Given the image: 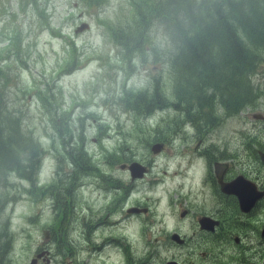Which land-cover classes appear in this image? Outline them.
<instances>
[{"label":"flooded vegetation","instance_id":"1","mask_svg":"<svg viewBox=\"0 0 264 264\" xmlns=\"http://www.w3.org/2000/svg\"><path fill=\"white\" fill-rule=\"evenodd\" d=\"M52 2L0 0V45H18L26 25L32 36L37 35L41 23L49 24ZM145 64L142 68L147 71ZM255 71L264 75L258 66ZM253 75L250 86L239 83L235 89L228 84L238 77L221 78L222 89L213 84L211 76L200 84L213 86L199 88L206 91L208 103L182 97L176 98L172 108L169 97L177 93L174 77L171 89L169 80H163L162 93L148 73L150 84L139 93L152 98V104L158 89L160 100L153 103L156 108L152 106V110L128 114L149 123L160 116V123L156 121L152 129L160 132V137L137 141L139 151L125 145L126 141L119 142L123 154L108 155L106 151L88 150L85 140L86 165L78 168L82 169L79 173H75L76 167L74 171L69 168L73 195L69 201L68 264H264V92L261 77ZM193 88L187 87L189 94ZM253 118L257 127L250 129ZM145 126H138L141 132ZM99 143L104 146L103 141ZM157 144L163 148L156 155L153 148ZM160 156L163 186L169 181L175 185L164 190V200L138 191L154 173L155 160ZM134 163L146 168L144 178L132 176L129 166ZM178 179L181 181L177 183ZM39 186L41 189L42 184ZM46 196L53 202L52 191ZM162 202L166 203L168 221L174 223L173 230L165 225L161 237L150 239L147 252H133L122 227L145 222ZM48 248L43 252H49L45 257L54 264ZM105 249H114L115 259L102 258L101 250Z\"/></svg>","mask_w":264,"mask_h":264},{"label":"rangeland","instance_id":"2","mask_svg":"<svg viewBox=\"0 0 264 264\" xmlns=\"http://www.w3.org/2000/svg\"><path fill=\"white\" fill-rule=\"evenodd\" d=\"M134 1L140 0H53L49 24L41 23L36 28L37 35L32 36L26 25L18 45L13 48L7 42L0 45V80L5 83L8 110L22 117L23 127L33 132L46 150L43 163L37 170L35 186L11 176L9 186L12 189L8 191L5 182H0V238L9 240L6 256L11 264H32L42 254L38 264H50L43 251L57 228L54 212L58 206L55 201L46 199L48 196L43 197L45 188L41 191L38 186L53 184L57 177L55 171L61 174L60 169L65 166V159L59 154L56 144L57 135L61 142L56 125L64 122L61 119L63 115L71 118L66 140L71 141L70 135L74 143L86 140L88 150L96 153L106 151L108 155V152L116 154L120 151L119 142L126 141L125 145L139 151L137 141L158 135L152 129L156 121L160 123V116L149 123L141 116L129 115L127 110L129 103L133 102L130 97L140 94L139 91L150 84L148 73L153 77V84L156 86L158 83L162 91L165 79L169 80L171 89L175 70L174 81L179 84L180 93L187 100L193 99L187 90L192 80L183 76V63L175 62L172 70L173 65L171 68L170 61H166L165 56L168 59L170 56V46L161 24L155 22L150 34L152 44L158 50L165 51V56L161 54L160 60H156L152 50L154 45L151 44L143 46L147 49L144 56H133V60H129L125 50L114 40L115 30L133 20ZM84 23L89 25V29L75 34ZM13 54L17 56L12 57ZM145 62L148 72L142 68ZM258 67L264 73V63ZM227 76L214 72L213 84L222 88L220 80L223 77L227 79ZM260 77L264 92V75ZM228 86L233 88L231 84ZM153 98L156 99L155 96ZM169 103L174 108L177 103L175 95H170ZM163 108L156 110L162 111ZM57 118L60 119L56 121ZM254 120L257 119L250 120V129L257 127ZM146 124L143 127L145 132H141L138 126ZM101 141L104 146L99 143ZM162 165L163 157L160 156L155 160L154 173L144 185L138 187L139 192L143 191L155 199H165L164 190L175 185L169 181L163 186ZM105 167L112 168L109 165ZM171 170L176 171V167ZM63 173L57 179L64 178ZM180 181L178 179L176 182ZM33 186L34 193L31 192ZM69 195L72 199V190ZM52 197L54 199V195ZM158 205L160 208H154L153 215H148L145 222L139 221L138 226L126 224L122 227V235L126 242L130 240L133 252H147L152 245L150 239L155 241L161 237L165 225L169 224L173 230L174 223L167 218L166 203ZM44 233L49 234V241ZM64 237L68 240L67 236L60 234V239ZM0 246H4V243ZM49 249H52V242ZM101 252L102 258L113 260L116 257L114 249ZM53 255L54 264H62L54 252ZM65 260L69 263V259Z\"/></svg>","mask_w":264,"mask_h":264},{"label":"trees","instance_id":"3","mask_svg":"<svg viewBox=\"0 0 264 264\" xmlns=\"http://www.w3.org/2000/svg\"><path fill=\"white\" fill-rule=\"evenodd\" d=\"M134 3L136 8L133 20L115 30L114 40L125 50L126 57L133 60V56L146 54L147 49L143 46L154 45L150 37L151 30L155 22L161 24L170 46V56L168 59L165 51L158 50L154 45L152 50L156 60H160L163 54L166 61H170L171 68L173 65L172 70L175 62L181 61L185 68L183 76L191 79V86L197 89L193 88L192 96L194 100L200 99L201 104L208 103L209 99L206 91L199 88L211 87L213 84L200 83L211 77L214 71L228 72L225 75L238 77L237 81L232 80L235 89L239 83L250 86L256 67L264 63V0H140ZM175 75L174 70V78ZM253 76L260 75L256 73ZM175 83L174 81V92H177L175 97H184L179 91V84ZM4 85L0 80V182L4 181L9 191L12 189L9 186L11 176L35 186L38 180L37 170L43 163L46 150L33 132L23 127L22 117L8 110ZM154 96L156 99L153 98L152 104V98L149 100L141 94L130 97L133 102L129 103L127 110H139L141 113L145 109L152 110V106L156 108L153 103L160 100L158 89ZM249 97L251 100L252 90L249 91ZM162 104L163 99L159 105ZM61 119L64 122L56 125L61 142L57 135L56 144L59 154L65 159V166L60 169L61 174L55 171L57 177L53 184L42 185L41 191L45 188L43 197L52 191L53 201L58 206L54 212L57 228L52 238V253H55L60 263L68 264L65 259H69V191L72 190L69 188V165L72 167L71 171L76 167L75 173L82 172L78 168L86 165L84 159L88 155L83 139V142L79 140L75 144L73 136L69 134L71 141L66 140L71 118L63 115ZM157 136L160 137V133ZM63 171L64 178L57 179L62 176ZM34 186L32 193L35 191ZM60 234L67 236L68 240L65 237L60 239ZM1 240L4 238H0V244L4 243V246H0V264H11L6 256L9 240Z\"/></svg>","mask_w":264,"mask_h":264},{"label":"water","instance_id":"4","mask_svg":"<svg viewBox=\"0 0 264 264\" xmlns=\"http://www.w3.org/2000/svg\"><path fill=\"white\" fill-rule=\"evenodd\" d=\"M88 29H89V25L84 23L77 28V30L75 31V34L83 33L87 31ZM162 148H163L162 144L155 145V147L153 148V153L156 155L159 154L162 151ZM122 167H125V165H123ZM129 169L131 170L132 176L135 179L144 178L145 174L148 172L146 168H144L141 164H138V163L132 164L131 166H129ZM44 236L46 237V239H48L49 234L47 235L46 233H44ZM42 256L43 254L40 256H37V259H41ZM37 259L33 260L32 264H36Z\"/></svg>","mask_w":264,"mask_h":264}]
</instances>
